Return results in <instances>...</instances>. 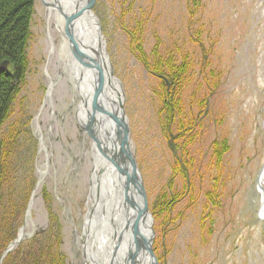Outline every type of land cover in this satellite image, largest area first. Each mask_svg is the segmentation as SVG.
Wrapping results in <instances>:
<instances>
[{
	"label": "rangeland",
	"instance_id": "374dc122",
	"mask_svg": "<svg viewBox=\"0 0 264 264\" xmlns=\"http://www.w3.org/2000/svg\"><path fill=\"white\" fill-rule=\"evenodd\" d=\"M47 10L55 11L35 0L28 73L1 129L19 152L16 194L35 180L15 237L23 229L21 242L29 240L53 221L64 264H85L78 242L93 206L94 156L102 155L76 122L81 99L62 53L64 21L60 31ZM92 13L121 87L154 264H264L256 192L264 167V0H93ZM168 55L179 71L172 80L153 70ZM123 201L116 202L122 214Z\"/></svg>",
	"mask_w": 264,
	"mask_h": 264
},
{
	"label": "trees",
	"instance_id": "16d2710c",
	"mask_svg": "<svg viewBox=\"0 0 264 264\" xmlns=\"http://www.w3.org/2000/svg\"><path fill=\"white\" fill-rule=\"evenodd\" d=\"M34 4L35 0H0V258L16 238L35 184L31 175L30 183L26 181L24 184V193L16 194L15 184L21 172L19 152L14 148L13 140L4 139L1 135V129L10 118L12 105L28 73L27 48L31 39ZM157 59L154 72L172 80L175 71H178L173 56ZM4 62L8 63L7 70L1 67ZM30 172L32 174L33 169ZM25 180L26 172L22 182ZM58 230L51 221L49 229L29 240L24 239L6 254L1 264H64L59 252L61 234Z\"/></svg>",
	"mask_w": 264,
	"mask_h": 264
},
{
	"label": "water",
	"instance_id": "95a60500",
	"mask_svg": "<svg viewBox=\"0 0 264 264\" xmlns=\"http://www.w3.org/2000/svg\"><path fill=\"white\" fill-rule=\"evenodd\" d=\"M42 4L47 9H54L64 21V42L66 44L67 50L71 55L74 63L83 66L91 70L92 74V102L87 106L84 101L81 103L78 109L83 107L86 109V120L83 123L79 122L78 116H76V122L79 127L86 131L90 138L95 143V148L117 171L119 175V186L122 185L121 178H124L125 184L123 187V198L124 203L122 207L124 209V224L119 233L117 242L115 245L111 246V258L108 260V264H119V259L121 258L120 248L122 242L126 237L131 234L133 238L134 249L131 246L127 248L128 253H126L123 258L124 264H137L136 257L142 254L146 260V264H154L153 252H152V228H151V217L147 211V200L146 193L143 188L142 178L136 168L133 157L130 152L129 144V134L127 129V123L125 114L123 111V98L117 100L113 103L111 112H106L101 109L97 113V103L100 99L105 97L103 90V80L105 77L109 79L112 78L116 82L117 87L121 90L119 82L113 76V70L108 62L105 53V44L102 40L100 25L92 13L93 0H83L82 6L76 10L74 13L67 15L62 7L58 4L57 0H51L47 2L41 0ZM88 17L89 21V42L88 49L91 51L93 56L85 54L79 48V39L77 33L75 32V23L82 17ZM8 63H2L1 67L3 70H7ZM52 88V87H51ZM122 94V93H121ZM120 96V94H118ZM105 115L106 117H104ZM108 119L110 126V134L106 133L105 126L102 123L103 119ZM113 137V138H112ZM108 143H112V146L117 145L118 150L115 149L113 152L109 150ZM121 177V178H120ZM39 183H37L33 194L30 198L27 213L34 199V192L37 189ZM134 191L136 200L131 196V191ZM131 205L134 210V214L127 216L126 208ZM26 213V216H27ZM139 219L143 220L142 228L146 231L145 237L140 234L141 229H139ZM148 221V223H147ZM142 222V221H141ZM147 223V224H146ZM23 229L18 233L16 240L9 246L6 253L10 252L12 248L21 242L23 239L22 235ZM127 252V251H126ZM4 258V255L1 259Z\"/></svg>",
	"mask_w": 264,
	"mask_h": 264
},
{
	"label": "bare ground",
	"instance_id": "6f19581e",
	"mask_svg": "<svg viewBox=\"0 0 264 264\" xmlns=\"http://www.w3.org/2000/svg\"><path fill=\"white\" fill-rule=\"evenodd\" d=\"M58 4L62 7L63 11L70 15L78 10L83 3V0H57ZM48 22L52 18L56 19V25L60 29L63 28L62 17L53 10H47ZM88 17H82L75 23V32L79 39V48L85 54L94 57V54L88 49V45H91L89 42V21ZM50 26V25H49ZM51 27V26H50ZM66 44L63 43L62 53L64 54L65 62L68 65L71 79L74 84V89L78 93L80 99L87 104L92 102V74L91 70L86 67L77 65L73 62L71 55L68 50H66ZM48 94L51 93V82L48 85ZM103 90L105 97L100 99L97 103V113L103 109L106 112H111L113 103H116L121 97V90L117 87L116 82L112 78L105 77L103 80ZM120 94V96L118 95ZM78 119L80 123H83L86 120L85 110L80 106L78 109ZM106 117L105 115H103ZM86 118V119H85ZM103 125L105 126L106 132L110 131V126L108 119L102 120ZM113 138V137H112ZM109 150L113 152L115 149L118 150V146H112V143H108ZM130 148V146H129ZM94 170L92 172V190L90 200L92 201L93 206L88 207V213L85 216L84 229H85V241L82 244L78 242L79 245L83 248L85 264H107L108 259L111 258L109 244L115 245L119 233L124 224L122 218L123 214L117 206L116 202L119 197L122 201L123 199V187L125 184L124 178H121L122 185L119 186V175L117 174L116 169L109 164V162L102 156H94ZM256 192L260 195L261 198V208L259 210V218L264 221V167L260 171V175L256 183ZM131 196L136 200L134 191L132 190ZM122 207V206H121ZM100 208H105L106 214L100 215ZM124 212V209H123ZM134 210L131 205H128L126 208L127 216L130 217L133 214ZM121 213V214H120ZM142 221V222H141ZM143 220L139 219V230L140 234L145 237L146 231L142 228ZM148 223V221H147ZM146 223V224H147ZM23 235V231H22ZM79 238H77L78 240ZM133 238L130 234L128 238L123 240L122 246L120 248V253L122 254V260L119 259V264H124L123 258L128 253L127 248L132 246ZM110 245V248H111ZM134 249V248H132ZM127 251V252H126ZM137 264H146L142 254H139L136 257Z\"/></svg>",
	"mask_w": 264,
	"mask_h": 264
}]
</instances>
